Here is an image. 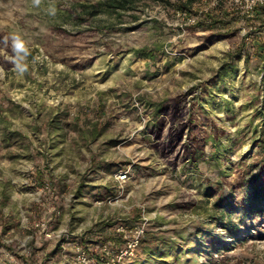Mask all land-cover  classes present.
<instances>
[{"label":"rangeland","instance_id":"rangeland-1","mask_svg":"<svg viewBox=\"0 0 264 264\" xmlns=\"http://www.w3.org/2000/svg\"><path fill=\"white\" fill-rule=\"evenodd\" d=\"M98 1L0 0V264H61L62 242L94 249L140 223L124 264H264V214L248 200L264 164V11L200 0L186 23L166 0L118 11ZM224 61L235 69L220 79ZM177 97L198 123H217L218 160L206 145L196 169L146 132L147 103ZM216 199L230 202L227 228L208 218Z\"/></svg>","mask_w":264,"mask_h":264},{"label":"trees","instance_id":"trees-1","mask_svg":"<svg viewBox=\"0 0 264 264\" xmlns=\"http://www.w3.org/2000/svg\"><path fill=\"white\" fill-rule=\"evenodd\" d=\"M136 0H101L98 1L97 5L110 11L125 10L133 7ZM168 3L176 7L177 10L186 11L188 13H195L196 6L199 5L200 0H166ZM256 10L264 11V5L255 6ZM222 14L226 15L227 12L223 11ZM211 23H224V19L218 16L208 14ZM221 37L226 38L227 34H220ZM208 37L203 40V47H207L209 41ZM245 40L243 39L241 44L235 48L234 53H231L232 57H240L241 51L244 46ZM136 54L145 62L153 60L155 55L147 46H143L135 50ZM235 69L234 62L228 63L224 61L217 69V76L222 79L229 74L233 73ZM147 106L152 107L151 122L148 121L147 133L155 134L156 138L161 139L163 149L170 148L172 151L174 147H178L180 152L179 158L187 159L194 168H198L199 161L204 157L206 145H210L213 148L211 156L215 159H219L221 151V141L219 138V131L217 123L210 119L207 124L208 127L203 123L197 122V114L186 105H182L180 97L168 100L161 99L159 101H149ZM206 116H203V118ZM167 118V120H166ZM58 124V123H57ZM57 128H60L59 126ZM96 128V127H95ZM166 133L163 135V132ZM16 134L20 135L19 131L13 130L4 133L3 140L7 143L10 142L11 137ZM98 134L97 128L92 132L93 136ZM259 143L264 148V127H262L259 133ZM117 183H119L117 181ZM250 183V195H249V207L254 213L264 214V164H261L258 172L249 179ZM213 187V186H212ZM215 191V190H214ZM212 196L216 193L212 191ZM230 202H225L222 199H216L214 209L211 211L208 209V218L210 221L218 222L219 227L227 228L226 222L231 220V213L226 211V206ZM224 219L227 221L224 222ZM223 222V223H222ZM207 238L212 242L218 240L213 239V235L207 234ZM142 242V241H141ZM214 243H210L209 246H213ZM217 251L222 249V246H218ZM155 254V253H154Z\"/></svg>","mask_w":264,"mask_h":264},{"label":"built area","instance_id":"built-area-1","mask_svg":"<svg viewBox=\"0 0 264 264\" xmlns=\"http://www.w3.org/2000/svg\"><path fill=\"white\" fill-rule=\"evenodd\" d=\"M256 4L264 5V0H246L244 4L247 14L255 7ZM177 15L183 21L195 22L197 16L186 11L177 10ZM129 168L119 169L116 174V180L121 183L129 178ZM102 201L97 200V203ZM36 225L44 226V222L36 223ZM116 238L98 243L96 248L92 249L88 244L75 240L67 243H61V264H124L125 260L132 258L141 244L145 234V226L143 223L127 227L123 224H118L115 228ZM61 235H66L64 232Z\"/></svg>","mask_w":264,"mask_h":264},{"label":"clouds","instance_id":"clouds-1","mask_svg":"<svg viewBox=\"0 0 264 264\" xmlns=\"http://www.w3.org/2000/svg\"><path fill=\"white\" fill-rule=\"evenodd\" d=\"M32 2L36 5H39L41 0H32ZM16 48L17 49H21L23 50V43L21 41H19V39L17 38V42H16Z\"/></svg>","mask_w":264,"mask_h":264}]
</instances>
